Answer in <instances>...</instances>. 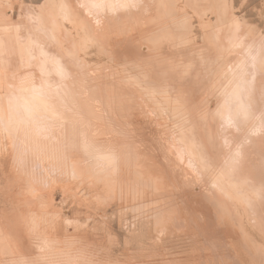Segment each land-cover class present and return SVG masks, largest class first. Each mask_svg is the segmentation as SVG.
<instances>
[{"label":"rangeland","instance_id":"obj_1","mask_svg":"<svg viewBox=\"0 0 264 264\" xmlns=\"http://www.w3.org/2000/svg\"><path fill=\"white\" fill-rule=\"evenodd\" d=\"M66 72L95 79V111L78 90L48 111ZM0 145V193L13 175L108 224L109 264H264V0H0Z\"/></svg>","mask_w":264,"mask_h":264},{"label":"bare ground","instance_id":"obj_2","mask_svg":"<svg viewBox=\"0 0 264 264\" xmlns=\"http://www.w3.org/2000/svg\"><path fill=\"white\" fill-rule=\"evenodd\" d=\"M89 8H90V6H89ZM154 9L155 8L153 7V10ZM92 37L93 38L95 37L96 41L99 40L96 35L92 36ZM36 46H37V43L35 45H33V48H35ZM38 51H40V49L35 50L34 53H32V55H30L29 47H26L24 50V57L23 56L20 57V60L25 62V63H27V62L31 63L32 62V64L34 65L32 67L37 68L35 71L36 74H39L40 73L39 71H41V73H42V70L44 68L41 66L42 65L41 63L36 64V62H41L39 53H37ZM10 53L11 54H9V56L12 55L13 52H10ZM43 54H47V53H45L43 51ZM209 60H211V59H209ZM204 62H206V61H204ZM42 63H44V62H42ZM46 64H48V63H46ZM41 67H42V70H39ZM157 67H159V66L157 65ZM43 71H46V70H43ZM66 71H67V69H66ZM48 72H49V70H48ZM51 73H52V71H51ZM50 75L51 74H49V76H47V79H48V77L49 78L51 77ZM62 75H64V74H62ZM84 75H85V73L82 72L79 75H76L77 77L75 75H74L75 77H73L72 75H70L66 72V81L68 82L67 87H66L67 91H69L68 89H70V87H72V85L75 84L72 87L74 92L71 95H69V93L65 94L66 91H64V90L60 91L63 95H61L60 92L58 94L59 89H57L55 87V82H52V84H50L51 82H49V83L47 82L48 84L45 82L46 86L43 85V86H45V88L39 87V85H37L38 88H44L42 90H46V92L44 91L45 94L42 93V95H46V96L49 95L48 88H50V90L53 92V95L48 97L47 103H46L48 105V108H49L48 111L50 113L52 111V113L54 115H56V113H57L56 107H57V103H58L59 99H65V100L69 101L72 104V106L74 107L73 103L76 99V95H78L76 93L77 90L79 91V102L82 105V107H83V103L85 102L91 108V112L96 110L95 107L97 105V98L99 95L98 85H96V81L94 78L90 79V77H89V79L87 81L89 83H91V85H89L88 88L86 89V93H83V90H84L83 84H84L85 80L81 79V78H83ZM88 75L93 76V72H88ZM58 76H60L59 73H58ZM39 77H41V76H39ZM70 77H72L73 79L69 80ZM41 78H43V76ZM44 79H45V77H44ZM44 79H42V81ZM61 81L62 80H60V82ZM91 81H93V82H91ZM34 84H36V82ZM39 84H40V81H39ZM42 84H41V86H42ZM37 86L35 85L34 87H37ZM29 88L30 87H28V86L18 88L19 92L22 93V95H19V96L20 97L24 96V94L26 92H28ZM33 89L34 88H32V91H33ZM90 92H91V96L89 97ZM11 94H12V96H10L11 102H12V100H14V99H12L14 97H16L18 99V95L15 92H11ZM87 94H88V97H87ZM25 96L27 98V95H25ZM28 96H29V93H28ZM23 100L25 101V102H22V104L24 103V105H23V107L22 106L20 107L21 109L20 108L19 109L22 112H24L25 114L30 115L31 110H32V106L29 105L30 101L27 104V100H25V99H23ZM17 101H19V100H17ZM31 101H33V100L31 99ZM13 102L15 103V101H13ZM13 102H12V104H13ZM40 103H42V102H40ZM40 103H37V106ZM33 104H34V101H33ZM19 105H21V103ZM10 106H11V103H10ZM40 107H39V109H41ZM93 107H94V109H92ZM62 108L67 110L66 107H61L60 111H62ZM89 112L90 111L88 110L86 113L88 114ZM51 119H53V118L51 117L50 120H46L47 121L46 123H41V125H39V126L47 127V128L48 127H54L53 121L55 119L54 120H51ZM59 123L60 122H58V124ZM61 124H63V123H61ZM55 126H56V124H55ZM5 148H7V147H5ZM5 148L3 150H0V170H3V168L7 170L6 166H4L5 162H8L7 161V155L8 154L4 153ZM111 160H112V162L115 161L113 159H111ZM117 162L118 161H116V163ZM77 165H79V164H77ZM113 165L115 166V162ZM110 167H112V165ZM110 170H112V169H110ZM10 173H11V171H10ZM2 174H3V177H5L4 178L5 180L7 178V181L5 182V185L3 186L4 188H2V190H1L2 193H0V203L2 204L1 208H0V264H109V262H106L104 260V258L107 259L108 252L111 250V247H110V246H112L111 243L116 238H115V236H114V238L112 237L114 235V232H113L114 230L111 229V227L108 224L103 225V229L105 230L104 234L106 236V237H104L103 233L101 232L102 229H98L100 227V225H98L96 222L94 223V225H91L92 223H90L89 220L87 223H84V224L80 223L79 220H70L65 215V211L63 209H61V208L57 209L56 207H54L49 202L48 199L39 196L40 193L38 191L33 192L31 189H29V190H19V189L15 190V189H13V185L18 184V183H14V182H16V178L13 179V175L4 176L5 174L4 173H2ZM115 185H117V184H115ZM106 188H107V190H109L108 185H106ZM106 191L105 192L104 191L98 192L99 197L103 198V194L108 193ZM161 229H162V231H161ZM128 230H129V232L131 231V233H133V234H136L138 232V230L135 228L133 230L127 228V232H128ZM160 231H161V233H168L169 230H167L166 227H165V229L161 228L160 225L158 224V225H156L154 232L156 234H159ZM103 239H104V241H102ZM70 241H72V244L68 243ZM116 242H117V240H116ZM138 246L140 248L142 247L141 244H139Z\"/></svg>","mask_w":264,"mask_h":264}]
</instances>
